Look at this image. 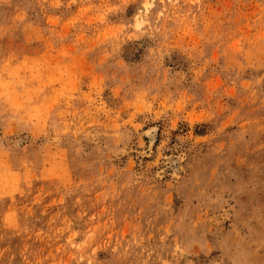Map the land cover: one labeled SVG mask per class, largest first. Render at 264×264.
I'll return each mask as SVG.
<instances>
[{"label":"rangeland","instance_id":"obj_1","mask_svg":"<svg viewBox=\"0 0 264 264\" xmlns=\"http://www.w3.org/2000/svg\"><path fill=\"white\" fill-rule=\"evenodd\" d=\"M0 264H264V0H0Z\"/></svg>","mask_w":264,"mask_h":264}]
</instances>
